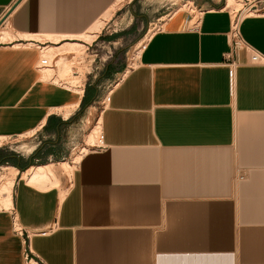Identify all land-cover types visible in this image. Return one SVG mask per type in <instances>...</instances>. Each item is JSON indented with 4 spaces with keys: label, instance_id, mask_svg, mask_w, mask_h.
Instances as JSON below:
<instances>
[{
    "label": "crops",
    "instance_id": "obj_1",
    "mask_svg": "<svg viewBox=\"0 0 264 264\" xmlns=\"http://www.w3.org/2000/svg\"><path fill=\"white\" fill-rule=\"evenodd\" d=\"M16 1L0 0V21ZM101 1L21 0L0 25L16 35L0 42V136L38 132L57 164L83 93L42 81L39 52L75 40L111 0ZM223 5L196 2V31L184 9L149 24L160 29L108 92L101 143L63 198L61 183L39 191L17 178L13 207L0 210V264H24L26 244L45 264H264V60L223 57ZM240 34L264 59V12L245 17ZM48 87L74 99L45 102ZM70 105L67 118L51 111Z\"/></svg>",
    "mask_w": 264,
    "mask_h": 264
},
{
    "label": "rangeland",
    "instance_id": "obj_2",
    "mask_svg": "<svg viewBox=\"0 0 264 264\" xmlns=\"http://www.w3.org/2000/svg\"><path fill=\"white\" fill-rule=\"evenodd\" d=\"M204 1L205 0H177L176 2H172L171 0H122L121 6L114 10L97 37L91 43L85 45L83 51L81 50L79 52L80 55H64L66 61H73L69 64V66H71L69 73L70 77H76L79 80L78 84L80 86L83 85L84 92L78 108L73 111L72 116L68 120H65L66 126L63 131L62 139L67 144L68 150L63 159L59 162H70L86 144V136L95 125L104 106L108 92L117 84L119 81L118 79L124 75V71H128L130 67L134 66L135 60L137 59L135 47L140 41L144 40V38L146 43L148 41L146 37L148 38L151 33L156 31V28H153V25L150 26L149 24L161 17V20L165 21L169 17V14L179 9H184L193 17H197L199 11L195 9L194 5L196 2L202 3ZM221 1L225 4L224 1L226 0ZM243 2H245V0H238V8L233 9H240ZM99 12V10H95V15ZM73 55L77 57V60L75 59L76 61H74V58L71 60ZM120 65H122V68H120ZM53 66L55 69L58 68L56 65ZM42 89L44 88L38 86L34 89L33 93ZM84 94L86 103L84 106H81ZM42 98L45 102L49 103L51 101L71 100L74 99V96L48 87L43 91ZM51 111L62 119L60 111ZM42 140L38 132L4 139L0 146V167L5 165H13V167H16L15 163L23 167H29L30 165L53 162L57 170L59 184L61 183L60 189L64 190L69 183L68 179L71 174L69 173V175H67L66 172L63 170L61 171L60 165L57 164V160L49 156L45 157L41 150L42 144H39V142H43ZM94 143V146L89 147V150L94 149L95 146L98 145L97 141ZM31 146H35L34 150L31 153H27L26 149ZM16 168L21 171L18 167Z\"/></svg>",
    "mask_w": 264,
    "mask_h": 264
},
{
    "label": "bare ground",
    "instance_id": "obj_3",
    "mask_svg": "<svg viewBox=\"0 0 264 264\" xmlns=\"http://www.w3.org/2000/svg\"><path fill=\"white\" fill-rule=\"evenodd\" d=\"M94 1L95 3L97 2L100 3L101 0H94ZM171 1L176 2L177 0H171ZM121 2L122 0H111L107 6L102 8L101 11L97 15H95L93 22L89 24L83 31H81L80 33H77L78 35L76 36H71L73 34L71 35L69 34L71 37H75L76 38L75 40H68V41L65 40V41L57 43L60 38L64 37L62 34H59V36L54 35L52 37L51 36L43 37V36H34V35H20L21 37H24V38H35L42 42L45 39H47V40L54 41V43H57V44H52V45H45L43 47L41 46L40 59H39L38 66H37L39 73H40V79L42 81H47L53 84L62 85L66 88H69L75 91L76 94L82 95L83 85L80 86L78 84L79 80L76 77L71 78L69 74L70 67H71L69 66V64L73 62L71 61L73 60V58H74V61H76L77 57H74L75 55H73L72 59L70 60L71 62H68L66 61V57L64 55L79 54L81 50L83 51V49L85 48V45L87 43H91L97 37L98 33L101 31L106 21L111 17L114 10L117 9L119 6H121L120 5ZM237 2L238 0H226L223 8L224 9L238 8L239 4ZM200 15H201V12H200ZM194 18L196 17H193V19ZM152 34L153 33H151L150 36ZM150 36L147 38L145 35L146 39H149ZM15 37L16 35L12 34L10 30L0 29V42L12 41ZM65 37H68V36H65ZM144 45H145V38L144 40L140 41L135 47L136 58H138ZM15 47H22V45H15ZM53 65L58 66V68L55 69ZM75 107L76 105H70V106H66L63 108H59L56 111H60L62 116L64 118H67L72 113ZM33 132H30L28 134H31ZM99 133H100V115L98 116L97 121L95 125L92 127L91 131L87 134L86 144L80 149L79 153L76 155L74 154L75 156L71 159L70 162L68 161L60 162L59 165H60L61 171L63 170L64 172L67 173V175H69V173L72 175V171L75 168L76 164L80 161L82 155L87 153L90 149L89 147L93 146L95 144L94 142L99 139ZM28 134H25V135H28ZM25 135H20V136H25ZM7 138H8L7 136L6 137L0 136V146H1V142ZM32 149H33L32 146L28 147L26 149V152L29 153ZM16 177L21 178L22 180L25 181L27 185L39 191H48L54 187L59 186V178H58L57 170L55 168L54 163L53 164L51 163L43 164L42 163L38 165H33L31 167H28L24 171H19L16 167H13V165L12 166L11 165L1 166L0 167V210H10L13 207V201H12L13 194L12 193H13V186H14ZM64 194H65V190H61L59 192V200L63 198Z\"/></svg>",
    "mask_w": 264,
    "mask_h": 264
},
{
    "label": "built area",
    "instance_id": "obj_4",
    "mask_svg": "<svg viewBox=\"0 0 264 264\" xmlns=\"http://www.w3.org/2000/svg\"><path fill=\"white\" fill-rule=\"evenodd\" d=\"M225 10L228 14V29L226 32V39L228 41L229 51L225 53L223 57L226 60H228L230 58V55L232 54L235 55L236 53L240 51H245L250 61L253 63L264 60L260 54H258L250 46L247 45V43L244 41V39L242 38L240 34V24H241V21L245 17H248L250 15H259L264 12L263 0H252V1L245 0V2H243L242 7L240 9L226 8ZM200 12L201 11H199V14L197 15L195 19H193V16L189 12H187L190 17L187 28H186L187 31H196L198 29L199 21L201 18ZM153 28H156V30H159L160 25L157 26L156 24H153ZM232 64L233 62H231L229 65H232ZM3 137H6V136H3ZM97 142H98V145L101 143L100 136ZM12 221L16 222V219L14 216H13ZM18 231L19 230L15 229V232H18ZM23 259H24V264H45L40 259H38L37 256H35L32 253L28 244H26V248L23 254Z\"/></svg>",
    "mask_w": 264,
    "mask_h": 264
},
{
    "label": "water",
    "instance_id": "obj_5",
    "mask_svg": "<svg viewBox=\"0 0 264 264\" xmlns=\"http://www.w3.org/2000/svg\"><path fill=\"white\" fill-rule=\"evenodd\" d=\"M21 0H17L14 5L12 7H10V9L7 11V13L2 17L1 21H0V25L2 24V22L7 18V16L12 12V10L16 7V5L20 2Z\"/></svg>",
    "mask_w": 264,
    "mask_h": 264
},
{
    "label": "trees",
    "instance_id": "obj_6",
    "mask_svg": "<svg viewBox=\"0 0 264 264\" xmlns=\"http://www.w3.org/2000/svg\"><path fill=\"white\" fill-rule=\"evenodd\" d=\"M121 66L122 65H120V68H121ZM85 94H84V96H83V98H82V101H81V106H84L85 105V103H86V100H85ZM15 166L16 167H18L21 171H23L25 168H27V166L26 167H23V166H21L20 164H18V163H15Z\"/></svg>",
    "mask_w": 264,
    "mask_h": 264
}]
</instances>
